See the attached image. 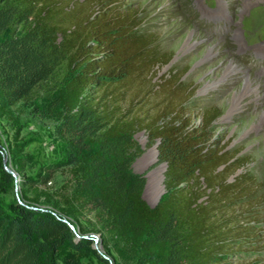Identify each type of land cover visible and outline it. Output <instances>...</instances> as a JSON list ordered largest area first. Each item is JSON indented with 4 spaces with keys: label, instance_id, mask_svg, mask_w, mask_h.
<instances>
[{
    "label": "trees",
    "instance_id": "trees-1",
    "mask_svg": "<svg viewBox=\"0 0 264 264\" xmlns=\"http://www.w3.org/2000/svg\"><path fill=\"white\" fill-rule=\"evenodd\" d=\"M140 22L120 0H0V116L38 93L40 114L55 121L62 144L61 159L20 188L23 202L38 206L43 198L52 210L0 207V264L99 256L94 240L77 238L52 212L75 225L94 219L103 247L112 240L136 264H230L264 248L262 218L252 211L264 194L256 196L252 178L238 172L246 157L210 135L218 108L193 122L194 88L181 80L187 69L158 75L173 53H158L153 37L137 35ZM139 131L165 165V193L153 207L143 197L145 175L132 172L143 152ZM18 134L11 157L20 175ZM59 168L68 179L57 193L37 188L28 197L26 188L46 184ZM0 177L15 180L1 151ZM62 247L73 254L68 262Z\"/></svg>",
    "mask_w": 264,
    "mask_h": 264
},
{
    "label": "rangeland",
    "instance_id": "rangeland-1",
    "mask_svg": "<svg viewBox=\"0 0 264 264\" xmlns=\"http://www.w3.org/2000/svg\"><path fill=\"white\" fill-rule=\"evenodd\" d=\"M120 1L141 21L135 30L137 35L153 37L158 53H173L167 64H160L158 75L187 69L181 80L194 88L188 105L193 122L200 124L201 110L209 106L218 108L219 116L212 123L210 135L219 145L226 142L229 151L238 150L239 158L246 157L238 172L252 178L256 196L260 197L264 194V0ZM43 104V97L36 93L29 102L16 104L10 116H0V151L5 165L16 172L11 157L15 129L19 131L24 162L22 173L16 172L17 182L0 177V207L9 212L14 202L26 204L20 192L21 186L28 185L23 178H42L50 170L49 165L61 159L62 144L54 134L55 121L40 114ZM134 138L143 152L132 163V172L145 175L143 197L153 207L165 193V165L156 162V144L147 147L144 131L137 132ZM67 179V168H59L46 184L32 183L26 188L27 195L33 198L37 188L57 193ZM35 207L52 210L43 198ZM252 211L262 218L257 226L264 240V201L256 200ZM93 220L72 225L80 237L96 238L93 246L111 258V262L106 259L103 262L102 257L91 251L79 257L78 264H136L129 256H121L112 240L103 247L101 233L95 231ZM252 250L242 260L230 264H264V248ZM60 256L64 262L73 258L66 247H62Z\"/></svg>",
    "mask_w": 264,
    "mask_h": 264
},
{
    "label": "water",
    "instance_id": "water-1",
    "mask_svg": "<svg viewBox=\"0 0 264 264\" xmlns=\"http://www.w3.org/2000/svg\"><path fill=\"white\" fill-rule=\"evenodd\" d=\"M1 153H2V151H1ZM2 154H3V153H2ZM3 168H4L7 172L11 173L12 176L15 178L14 181L17 182L16 172L13 171V170H10V169L5 165V157H3ZM22 205L27 206L26 204H22ZM27 207L30 208V209H34V210H38V209H39V210H41V211H48L47 209L39 208V207H35V206H27ZM52 213L56 216V218H58L59 220L65 222V223L69 226V228L72 230V232L74 233V235H75L77 238H85L84 236H81V237H80L79 235H77V233H76V231H75V229H74V226H73V225H72V224H71L66 218H59V217L57 216V214H55L54 212H52ZM93 240H94V243L97 242V239H96V238H93ZM94 248L97 249V253L99 254L100 257L106 259L108 262H111V258H109L106 254H104L103 252H101V250H99L97 246H94Z\"/></svg>",
    "mask_w": 264,
    "mask_h": 264
},
{
    "label": "bare ground",
    "instance_id": "bare-ground-1",
    "mask_svg": "<svg viewBox=\"0 0 264 264\" xmlns=\"http://www.w3.org/2000/svg\"><path fill=\"white\" fill-rule=\"evenodd\" d=\"M247 83H249V80H246V84H247ZM245 89H247V87H246ZM235 103H236V102H235Z\"/></svg>",
    "mask_w": 264,
    "mask_h": 264
}]
</instances>
